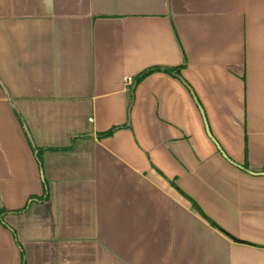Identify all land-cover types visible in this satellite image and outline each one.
I'll return each instance as SVG.
<instances>
[{"label": "crops", "instance_id": "1", "mask_svg": "<svg viewBox=\"0 0 264 264\" xmlns=\"http://www.w3.org/2000/svg\"><path fill=\"white\" fill-rule=\"evenodd\" d=\"M155 65L181 76L131 103ZM23 256L264 264V0H0V264Z\"/></svg>", "mask_w": 264, "mask_h": 264}, {"label": "trees", "instance_id": "2", "mask_svg": "<svg viewBox=\"0 0 264 264\" xmlns=\"http://www.w3.org/2000/svg\"><path fill=\"white\" fill-rule=\"evenodd\" d=\"M157 70H164V71H167V72H170V73H173V74H176V75H180V67H173V68H169V67H161V66H158V65H155V66H151L147 69H144L143 71H141L140 73H138L135 78L133 79V86H132V92H131V103L133 102V99H134V91L137 87V85L146 77L148 76L149 74L157 71ZM20 117V121L21 123L23 124L24 126V129H25V133L27 135V138H28V141L38 159V162H39V165L42 167V151L45 149L43 147H40L39 145H37L30 133V130H29V127L27 125V123L24 121V119L19 115ZM128 123H124V124H119V125H114L112 126L111 128L105 130V131H102L100 134L101 135H109V134H112L115 130H117L118 128H121L123 126H127ZM241 166H244V167H247L248 164L247 162H245L244 164H241ZM48 197V185H47V182L46 180L44 181V191L41 195H32L29 199V201L26 203V205L22 208H19V209H15L14 211H22L24 210L28 205H29V202L30 201H42L44 199H46ZM193 205L198 208L200 210L201 213H203L201 211V209L199 208V206L194 202L192 201ZM4 210V209H3ZM1 210V214H2V211ZM206 217V216H205ZM208 218V217H207ZM212 223H214L210 218H208ZM215 224V223H214ZM23 264H25V260H24V256H23Z\"/></svg>", "mask_w": 264, "mask_h": 264}, {"label": "built area", "instance_id": "3", "mask_svg": "<svg viewBox=\"0 0 264 264\" xmlns=\"http://www.w3.org/2000/svg\"><path fill=\"white\" fill-rule=\"evenodd\" d=\"M127 81H128V82H132V77H130V76L127 77Z\"/></svg>", "mask_w": 264, "mask_h": 264}]
</instances>
